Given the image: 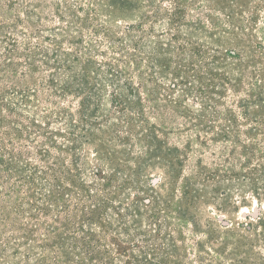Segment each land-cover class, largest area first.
Masks as SVG:
<instances>
[{
  "label": "rangeland",
  "instance_id": "374dc122",
  "mask_svg": "<svg viewBox=\"0 0 264 264\" xmlns=\"http://www.w3.org/2000/svg\"><path fill=\"white\" fill-rule=\"evenodd\" d=\"M242 104L264 106V0H0L5 186L32 189L0 201V264H264V118Z\"/></svg>",
  "mask_w": 264,
  "mask_h": 264
},
{
  "label": "trees",
  "instance_id": "16d2710c",
  "mask_svg": "<svg viewBox=\"0 0 264 264\" xmlns=\"http://www.w3.org/2000/svg\"><path fill=\"white\" fill-rule=\"evenodd\" d=\"M230 18H234V16H230ZM14 46H15V43H14ZM231 57H234V58H236V59H239L240 57H238L237 55H234V54H231L230 55ZM240 61V60H239ZM5 64V63H4ZM260 86V88H259V90H261V86L262 85H259ZM78 92V91H77ZM80 93V92H79ZM260 92H258L257 94H254L256 97H257V99L259 98L260 99V97H259V94ZM81 94V93H80ZM262 95H263V92H262ZM263 96H261V100L263 99L262 98ZM245 102H250L249 101V99H247V100H244ZM88 106L89 105V103H88V101L86 100V101H84L83 102V105H82V108L83 107H85V106ZM241 109H243L244 110V112H248V113H252V114H254V115H256V116H260L261 117V119L262 118H264V106H262L259 110H257V111H255L254 109L252 110V112H249L250 111V109H249V106H246V104H242L241 106ZM1 126H3L2 125V123H0V127ZM41 136L42 137H44L45 139H46V141H47V143L48 144H53L52 145V148H58V149H60V147H56L55 145H54V142H53V138L50 136V133H48V132H41ZM1 136H0V187H2L3 189H4V191H1L0 190V201L2 200V198L3 197H6V198H8V199H16V200H18L21 196V191H20V188H19V186H14L15 187V190L13 189V190H11V188L10 187H7V186H5L6 185V179H10L12 176H14V174H20L22 171L21 170H17V171H15V170H13V168H12V159H14V157H11V153L9 152V150L8 149H6L5 148V146H4V144H2V142H1ZM60 150H62V149H60ZM63 151V150H62ZM66 152H68L67 150H65ZM16 158H18L17 160L18 161H20V163L22 162V158H23V154L22 153H20V152H18V153H16ZM50 158L52 159V161H56V162H58L59 160L57 159V158H55V157H53V156H50L49 154H48V156H46V155H44V154H42V153H40L39 154V159H40V161L42 162V163H46L48 160H50ZM54 163V162H53ZM26 167H27V169L26 170H28V171H31L32 173H31V175H30V183H31V187L32 188H36L37 186H36V180H38V179H41V180H44L45 178V176H42V174H44V172L43 171H41L38 167H36V166H34V165H32V164H27L26 165ZM75 167H76V165H75ZM77 168V167H76ZM47 169H48V172H51V173H55L56 172V169L55 168H53L52 166H48L47 165ZM24 171V170H23ZM47 172V173H48ZM68 173H71V174H65V173H61L60 172V174L61 175H63V176H65V178L66 179H71L72 181H73V183L75 184V185H77L78 187H79V190H81V192H89V189L91 188L90 186H88L87 184H85L82 180H80L79 179V177H77V175L75 176V175H73L72 174V172H68ZM46 174V173H45ZM95 175H96V177L97 178H102V179H106L105 177H103L102 176V174H101V172H95ZM100 176V177H99ZM6 177V178H5ZM19 188V189H18ZM1 189V188H0ZM188 189H190V188H187V192H186V194H189V192H190V190H188ZM31 190L32 189H29L28 191H26L24 194L22 193V196H26V197H29V198H32V193H31ZM99 190V189H98ZM11 192V193H10ZM93 192H94V190H93ZM88 197L90 198V200L94 203V201L96 202V199H97V195H91V194H89L88 195ZM103 208H104V204L102 203V204H96L95 205V207H94V209H92V211H90L87 215H90V218H87L88 220H94V219H96L97 218V216H99L100 214H101V212H102V210H103ZM2 209H3V213H5V211L7 210V208L5 207V208H2V207H0V212H1V214H2ZM46 214V213H45ZM20 215V214H19ZM43 216V215H42ZM34 217V216H33ZM87 217V216H86ZM26 229H28L27 227H26ZM29 235H30V237H33L34 236V233H35V229H31V228H29ZM96 241L98 242V243H100V240L99 239H96ZM23 243H16L15 245L16 246H20V245H22ZM82 244H84V245H88V243H85V242H83ZM112 244H113V246L115 247V250L117 251V253L118 254H120V255H123V256H127V251H128V248H125V247H122L118 242H117V240H114L113 239V241H112ZM101 245H103V244H100V246ZM52 247H55V245H52ZM61 252L64 254L65 253V249H63V250H61ZM66 252L69 254V250L66 248ZM64 256V255H63ZM95 256V259L97 260V261H100V259H101V256H99V254H95L94 255ZM62 259V261H65L64 263L65 264H69V262H68V259H66V257H62L61 258Z\"/></svg>",
  "mask_w": 264,
  "mask_h": 264
}]
</instances>
